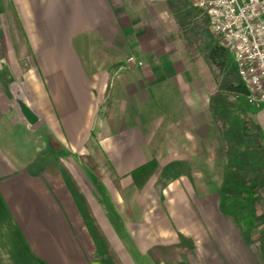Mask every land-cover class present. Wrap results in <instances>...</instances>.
Returning <instances> with one entry per match:
<instances>
[{
    "label": "crops",
    "instance_id": "0c3cea01",
    "mask_svg": "<svg viewBox=\"0 0 264 264\" xmlns=\"http://www.w3.org/2000/svg\"><path fill=\"white\" fill-rule=\"evenodd\" d=\"M155 1L0 0V264H100L63 178L27 170L43 149L118 264H263L218 208L209 63L185 56L183 42L166 51ZM250 104L264 140V108ZM151 159L139 184L132 174ZM176 159L189 175L160 187L161 166ZM259 195L264 204V185ZM178 234L192 248L153 262L147 250Z\"/></svg>",
    "mask_w": 264,
    "mask_h": 264
},
{
    "label": "trees",
    "instance_id": "16d2710c",
    "mask_svg": "<svg viewBox=\"0 0 264 264\" xmlns=\"http://www.w3.org/2000/svg\"><path fill=\"white\" fill-rule=\"evenodd\" d=\"M198 30L196 27V34ZM199 34L204 35L203 32ZM203 37L206 40L200 47V51L204 53L207 62L225 77V82L221 87H217V91L209 98L211 124L221 140L220 154L225 157V165L217 189L218 208L223 217L237 226L243 242L253 247L264 264V204L259 195V189L264 185V140L258 125L251 119L240 115L241 113L235 109L233 102L226 98V96L246 95V89L238 78L234 65L228 62L226 51L217 42H209L207 36ZM229 65L231 67H227ZM106 89L108 92V88ZM85 161L90 168L95 169V163L89 157H86ZM155 168L156 163L151 159L137 168L132 175L135 181L139 180L140 184ZM27 170L35 176L50 174L60 175L63 178L93 240L95 257L100 264H118L89 215L83 197L63 164L52 151L43 149L37 152L27 165ZM189 171L190 165L187 160H171L161 166L156 184L164 187L169 181L179 176H188ZM192 246L191 241L178 234L176 244L151 247L147 253L153 262H158L160 258H163V253L171 252L174 255L180 250L184 254Z\"/></svg>",
    "mask_w": 264,
    "mask_h": 264
},
{
    "label": "built area",
    "instance_id": "2783aa9c",
    "mask_svg": "<svg viewBox=\"0 0 264 264\" xmlns=\"http://www.w3.org/2000/svg\"><path fill=\"white\" fill-rule=\"evenodd\" d=\"M185 1L205 13L208 29L246 89V99L264 108V0Z\"/></svg>",
    "mask_w": 264,
    "mask_h": 264
},
{
    "label": "rangeland",
    "instance_id": "374dc122",
    "mask_svg": "<svg viewBox=\"0 0 264 264\" xmlns=\"http://www.w3.org/2000/svg\"><path fill=\"white\" fill-rule=\"evenodd\" d=\"M137 1L138 5L144 6L143 3H151L150 0H135ZM166 0H156L155 3L157 7L160 9V23L163 27L162 33L165 35V42L167 43L166 51H172V45L175 43H184L185 48V56L191 57L192 60L195 58H199L198 56H203V52L200 51V47L203 45L204 41L206 40L204 35L208 37L209 42H217V38L210 32L208 27L206 26V17L205 14L201 11L191 9L188 10V13L185 12H178L182 9L181 2L177 3L178 1H173L174 9H171L169 5L165 2ZM187 6V5H186ZM185 7V6H183ZM177 9V10H176ZM177 14L174 15L173 12ZM196 27H198L199 32H203L204 35H200L199 32H195ZM163 37V36H162ZM164 38L161 39V42L163 43ZM201 52V54H199ZM228 62L230 61V58L228 56ZM232 63V62H231ZM208 73H209V87H211L213 84L214 86L217 85V87H221L223 84L225 77L220 75L218 71L213 67L212 65L208 64ZM231 67V65L227 66ZM234 70V69H233ZM224 77V78H223ZM236 77V76H235ZM228 100L233 102L235 109L241 113L242 116H247V110L250 109V102L246 99V97L239 96L234 99H232L231 96H226ZM103 109H106V106H103ZM248 118V117H247ZM250 119V118H249ZM214 129V126L212 127ZM214 146L217 148L218 158L216 160V170L218 171V175L212 176L216 181L219 179V173L221 170V167L225 165V157L220 154L219 146L221 145V140L219 136L217 135L216 138L213 140ZM73 160L76 162L77 166H82L83 161H77L75 158ZM81 163V164H80ZM99 163H102V168H104L106 165L104 164V161H99ZM100 166V164H99ZM105 170V169H104ZM158 188V187H157ZM171 253V252H170ZM180 255V257L184 256L183 252H178L175 254V257ZM165 257L170 259L169 254L165 253ZM166 259V260H168ZM169 261V260H168ZM170 262V261H169Z\"/></svg>",
    "mask_w": 264,
    "mask_h": 264
}]
</instances>
